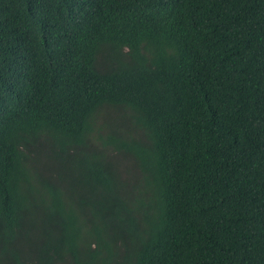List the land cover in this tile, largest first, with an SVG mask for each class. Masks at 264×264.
<instances>
[{
	"label": "trees",
	"instance_id": "16d2710c",
	"mask_svg": "<svg viewBox=\"0 0 264 264\" xmlns=\"http://www.w3.org/2000/svg\"><path fill=\"white\" fill-rule=\"evenodd\" d=\"M0 264H264V0H0Z\"/></svg>",
	"mask_w": 264,
	"mask_h": 264
},
{
	"label": "rangeland",
	"instance_id": "374dc122",
	"mask_svg": "<svg viewBox=\"0 0 264 264\" xmlns=\"http://www.w3.org/2000/svg\"><path fill=\"white\" fill-rule=\"evenodd\" d=\"M119 112L115 109H111L108 110L106 112V114H104L102 117L99 118V123L102 124V123H105L107 125L110 124V129L113 128L115 126H118L124 130H128V126H127V123L123 120H120L119 119ZM117 123V125L115 124ZM122 123V124H121ZM109 157H110V160L116 165V166H121V167H124L125 169L127 167H130V171L132 170V166H133V162L131 160V162L129 160H127V158H124L123 156L121 155H118L117 153H114L112 151H110L108 153ZM134 169V168H133ZM125 175V173H124Z\"/></svg>",
	"mask_w": 264,
	"mask_h": 264
}]
</instances>
